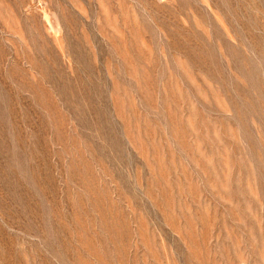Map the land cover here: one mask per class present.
<instances>
[{"label": "rangeland", "instance_id": "1", "mask_svg": "<svg viewBox=\"0 0 264 264\" xmlns=\"http://www.w3.org/2000/svg\"><path fill=\"white\" fill-rule=\"evenodd\" d=\"M0 264H264V0H0Z\"/></svg>", "mask_w": 264, "mask_h": 264}]
</instances>
